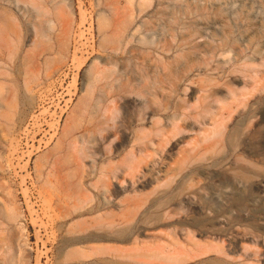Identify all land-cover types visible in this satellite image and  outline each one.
<instances>
[{"label": "rangeland", "instance_id": "1", "mask_svg": "<svg viewBox=\"0 0 264 264\" xmlns=\"http://www.w3.org/2000/svg\"><path fill=\"white\" fill-rule=\"evenodd\" d=\"M18 1L0 264H264V0Z\"/></svg>", "mask_w": 264, "mask_h": 264}, {"label": "bare ground", "instance_id": "2", "mask_svg": "<svg viewBox=\"0 0 264 264\" xmlns=\"http://www.w3.org/2000/svg\"><path fill=\"white\" fill-rule=\"evenodd\" d=\"M18 1V0H17ZM20 1V0H19ZM18 1V2H19ZM2 3V2H1ZM20 3V2H19ZM4 8V7H3ZM2 9V8H1ZM0 9V10H1ZM4 10H5V8H4ZM9 10V9H8ZM3 11V10H2ZM1 11V12H2ZM5 12V11H4ZM4 12H3V15H4ZM6 13V12H5ZM8 13V12H7ZM3 17V16H2ZM1 17V18H2ZM2 20H4V19H2ZM8 20V19H7ZM7 20H5L4 21V25H5V27H9V28H11L12 30H11V32H13V33H15V30L13 29V27H12V25L11 24H8V21ZM2 24V25H3ZM14 24H15V22H14ZM7 25V26H6ZM2 31V30H1ZM9 32H7V34H8ZM12 34V33H11ZM15 35V34H14ZM4 38H5V36H3ZM7 37V36H6ZM9 38H11L12 39V36H8ZM14 38V37H13ZM21 38V37H20ZM20 38H17L16 39V41L18 40L19 42H20ZM15 39V38H14ZM9 41V40H8ZM15 41V42H16ZM17 43V42H16ZM8 44H11V43H8L7 42V39H0V62L3 60V57L8 53V52H10L11 50V48L9 49L8 48ZM17 45V44H16ZM10 46V45H9ZM10 50V51H9ZM11 53V52H10ZM6 58V57H5ZM4 61V60H3ZM2 63V62H1ZM258 76V75H257ZM0 78H1V76H0ZM262 79V78H261ZM255 82H257V81H255ZM254 82V83H255ZM1 84V83H0ZM255 85V84H254ZM253 86V85H252ZM256 86V85H255ZM254 86V87H255ZM249 87V86H248ZM250 88V87H249ZM244 89H247V88H244ZM121 90H122V88H119L118 89V92H121ZM248 90H250V89H248ZM2 92H3V87H2V85H0V96L2 95ZM252 92H253V90H252ZM234 95H235V93H234ZM236 96V95H235ZM242 96H243V94H242ZM248 96V95H247ZM238 97V96H237ZM236 97V98H237ZM228 103V102H227ZM230 103V102H229ZM223 104V103H222ZM224 104L225 105H227L228 106V104H226L225 102H224ZM230 105V104H229ZM227 106H226V109H227ZM231 106V105H230ZM229 107V106H228ZM223 109H224V107H223ZM228 110V109H227ZM222 111H224V110H222ZM208 112V111H207ZM219 112V111H218ZM223 113H225V111L223 112ZM217 115H219V114H216V116H214L215 118L217 117ZM213 121V120H212ZM214 122V121H213ZM216 122V121H215ZM217 126H218V123H217ZM216 125H215V127H217ZM212 130V129H211ZM214 130V129H213ZM213 130H212V132H213ZM218 131V130H217ZM214 133V132H213ZM233 140V139H232ZM257 245V244H256ZM255 245V246H256ZM258 247H260V245L258 244ZM264 246H262V248H263ZM259 252V251H258ZM247 253V252H246ZM251 253V252H250ZM253 253H254V251H253ZM249 254V253H248ZM243 255H245V254H243ZM243 255H241V256H243ZM253 255V254H252ZM251 254H250V256L251 257H253ZM259 255V254H258ZM229 256V255H228ZM241 256H239L240 258H241ZM249 256V255H248ZM257 256V255H256ZM261 256V255H260ZM246 257V256H245ZM264 257V256H263ZM165 258V257H164ZM170 260H171V258L170 257H168ZM238 258V257H237ZM254 258V257H253ZM260 258V257H259ZM262 258V257H261ZM260 258V259H261ZM161 259V258H160ZM169 259H167L168 260V263H169ZM229 259V258H228ZM162 260H163V258H162ZM166 260V261H167ZM231 260H234V261H236L235 259H231ZM172 261V260H171ZM240 261V260H239ZM242 261H243V263L244 264H255V263H253V261H252V259L250 258V257H246V258H242ZM264 261V260H263ZM160 262H162V261H160ZM179 262V261H178ZM162 263H164V262H162ZM175 263V262H174ZM225 263V262H224ZM229 262H227V264H228ZM242 262L240 261V264H241ZM264 263V262H263ZM160 264V263H159ZM171 264H173V263H171ZM256 264H261L260 263V261L258 260V263L256 262Z\"/></svg>", "mask_w": 264, "mask_h": 264}]
</instances>
